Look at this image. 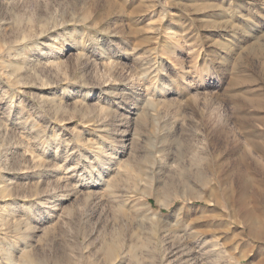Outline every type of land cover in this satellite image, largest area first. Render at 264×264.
Here are the masks:
<instances>
[{"label":"rangeland","instance_id":"374dc122","mask_svg":"<svg viewBox=\"0 0 264 264\" xmlns=\"http://www.w3.org/2000/svg\"><path fill=\"white\" fill-rule=\"evenodd\" d=\"M263 155L264 0H0V264H264Z\"/></svg>","mask_w":264,"mask_h":264},{"label":"bare ground","instance_id":"6f19581e","mask_svg":"<svg viewBox=\"0 0 264 264\" xmlns=\"http://www.w3.org/2000/svg\"><path fill=\"white\" fill-rule=\"evenodd\" d=\"M83 57V56H82ZM9 71V70H8ZM13 74V73H12ZM15 76V75H14ZM22 131V130H21ZM28 133V132H27ZM261 149V148H260ZM93 149H91V151H92ZM95 150H97V149H95ZM94 150V151H95ZM101 152V151H100ZM247 152H249V151H247ZM70 153V152H69ZM75 153V152H74ZM73 153V154H74ZM93 153V152H92ZM98 154V153H97ZM96 154V155H97ZM53 155V154H52ZM91 156H93V155H91ZM246 156V155H245ZM264 156V155H263ZM97 159V158H96ZM111 159V158H110ZM35 160V159H34ZM94 160V159H93ZM262 161H263V163H264V157H263V159H261ZM260 161V160H259ZM47 164V163H46ZM41 165V164H40ZM105 165V164H104ZM106 165H108V164H106ZM264 165V164H263ZM81 166V165H80ZM44 167V166H43ZM52 167V166H51ZM263 166L261 165V168H262ZM50 168V167H49ZM264 168V167H263ZM50 169H52V168H50ZM106 169V168H105ZM122 169V168H121ZM88 171V170H87ZM122 171V170H121ZM262 171H263V169H262ZM92 173V172H91ZM81 175V174H80ZM115 180V179H114ZM246 180V179H245ZM253 181V180H252ZM110 182V181H109ZM240 182H241V180H240ZM246 182V181H245ZM9 183V182H8ZM240 184V183H239ZM8 185V184H7ZM10 185V184H9ZM247 185V184H246ZM1 187L3 188V186L1 185ZM0 187V188H1ZM94 187V186H93ZM248 187V186H247ZM243 188V187H242ZM65 189V188H64ZM109 189V188H108ZM120 189V188H119ZM1 190V189H0ZM7 190V189H6ZM3 191V190H2ZM119 193V192H118ZM256 194V193H255ZM260 195V194H259ZM256 196V195H255ZM116 197V196H115ZM241 197V196H240ZM261 197V196H260ZM86 198V197H85ZM91 198V197H90ZM258 199V198H257ZM263 199V198H262ZM240 200H242V199H240ZM239 200V201H240ZM264 200V199H263ZM245 201V200H244ZM261 202H263V201H261ZM260 202V203H261ZM262 204V203H261ZM246 207V206H245ZM264 208V207H263ZM242 210H243V208H241ZM247 211V210H246ZM2 212V211H1ZM3 213V212H2ZM2 215H4V214H2ZM2 215H0V216H2ZM10 216V215H9ZM249 214L247 213V212H245V217L246 218H248L249 219ZM14 217V216H13ZM0 218H4V217H0ZM15 218V217H14ZM251 221H252V226H251V229H249V233H250V235L252 236V237H259V235L260 234H264V216L262 215V214H258V212H257V216H253L252 218H251ZM22 223V222H21ZM19 225V224H18ZM249 225V224H248ZM14 227V226H13ZM27 229V228H26ZM12 232V231H11ZM25 233V232H24ZM27 233H28V231H27ZM7 234V233H6ZM25 237V236H24ZM20 238V237H19ZM199 241V240H198ZM14 243V242H13ZM194 243V242H193ZM205 244H206V242H205ZM195 248V247H194ZM202 248H204L203 247V244H202ZM214 249V248H213ZM22 250V249H21ZM200 250V249H199ZM207 250V249H206ZM216 250V249H215ZM112 251V250H111ZM111 251H109V252H111ZM205 252V251H204ZM212 253V252H211ZM15 254V253H14ZM7 259V258H6ZM18 259H19V257H18ZM27 259V258H26ZM7 261H9V260H7ZM10 262V261H9ZM9 262H7V263H9ZM11 262H13V261H11ZM10 262V263H11ZM177 262V261H176ZM9 263V264H10ZM14 263V262H13ZM16 263V262H15Z\"/></svg>","mask_w":264,"mask_h":264}]
</instances>
